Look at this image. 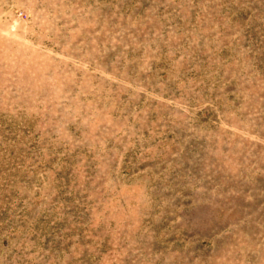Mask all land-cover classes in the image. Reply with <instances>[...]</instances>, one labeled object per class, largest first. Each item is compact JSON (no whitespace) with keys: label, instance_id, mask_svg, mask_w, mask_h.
<instances>
[{"label":"rangeland","instance_id":"rangeland-1","mask_svg":"<svg viewBox=\"0 0 264 264\" xmlns=\"http://www.w3.org/2000/svg\"><path fill=\"white\" fill-rule=\"evenodd\" d=\"M0 264H264V0H0Z\"/></svg>","mask_w":264,"mask_h":264}]
</instances>
